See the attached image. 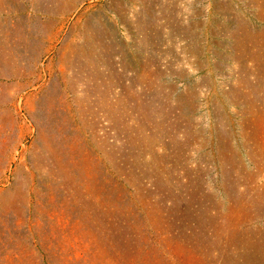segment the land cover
I'll use <instances>...</instances> for the list:
<instances>
[{
  "label": "rangeland",
  "instance_id": "rangeland-1",
  "mask_svg": "<svg viewBox=\"0 0 264 264\" xmlns=\"http://www.w3.org/2000/svg\"><path fill=\"white\" fill-rule=\"evenodd\" d=\"M0 264H264V0H0Z\"/></svg>",
  "mask_w": 264,
  "mask_h": 264
}]
</instances>
